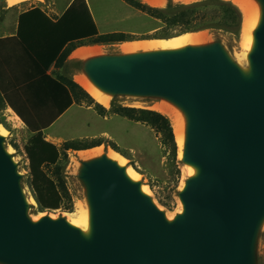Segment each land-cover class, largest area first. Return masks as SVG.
I'll use <instances>...</instances> for the list:
<instances>
[{"label":"water","instance_id":"water-1","mask_svg":"<svg viewBox=\"0 0 264 264\" xmlns=\"http://www.w3.org/2000/svg\"><path fill=\"white\" fill-rule=\"evenodd\" d=\"M255 1L261 16L246 67L220 40L81 58V72L109 95L156 97L182 112V161L197 169L179 192L183 211L169 219L105 151L78 168L88 232L64 216L33 219L23 175L0 134V264H258L264 0Z\"/></svg>","mask_w":264,"mask_h":264},{"label":"rangeland","instance_id":"rangeland-1","mask_svg":"<svg viewBox=\"0 0 264 264\" xmlns=\"http://www.w3.org/2000/svg\"><path fill=\"white\" fill-rule=\"evenodd\" d=\"M56 1L58 6L64 7L72 0H18L14 3H0V20H13L20 11L35 6L50 11ZM139 1L152 7L166 8L170 4H189L200 0H158L155 5L150 4L147 0ZM86 2L101 33L124 31L134 38V40L126 42L86 44L79 47L91 48L92 54L124 53L130 43H136L139 46L152 45L157 44V40L194 34L202 36V42L220 40L237 63L243 67L248 65L245 57L246 49L243 45V21L234 28H202L178 34L179 27L171 26L162 19L147 14L125 0H86ZM245 3L250 14L253 15L252 8L247 2ZM235 4L237 3L235 2ZM71 58L73 59L65 62L63 71L78 82V76L82 73L81 57L72 53ZM162 105L173 106L166 100L156 97L111 96L109 105H103L94 97L93 100L84 99L76 102L67 118H64L50 131L44 132V135L60 148L64 142L75 140L92 146L82 150L85 152L86 150L98 151L100 149H104L106 152L115 151L125 158L128 165L139 174V180L146 185L147 193L159 208L167 214L175 216L180 212L182 206L179 192L189 174L185 171L186 165L182 161L176 141L173 127V120L176 122V119L170 116L168 110L160 111ZM119 107L150 109L163 113L171 122L173 138L166 136L151 124L130 119L117 112ZM18 124L20 125L17 118L0 116V126L6 129V146L13 154L19 165V171L23 175L22 187L30 204L29 216L33 219L45 215L76 219V212L79 209L88 208L86 189L78 178L81 154L75 150H68L67 155H62L58 165L67 184L70 198L64 201L60 209L44 211L39 207L37 201L36 203L33 201L35 197L30 186L29 162L25 152V145L33 133L20 130ZM54 169V166L46 168L51 174ZM257 254L258 264H264V224L259 232Z\"/></svg>","mask_w":264,"mask_h":264},{"label":"trees","instance_id":"trees-1","mask_svg":"<svg viewBox=\"0 0 264 264\" xmlns=\"http://www.w3.org/2000/svg\"><path fill=\"white\" fill-rule=\"evenodd\" d=\"M137 9L162 19L171 26L179 27V33L202 28H234L243 21L240 7L231 0H200L189 4H170L166 8L152 7L139 0H125ZM17 42L31 60L42 78L38 79L41 91L53 104L64 100L53 118H22L33 135L25 145L29 159L30 186L42 210L60 209L70 198L65 179L60 172L59 161L68 150H83L92 146L68 140L62 148L48 140L44 130L54 123L73 103L93 100L84 87L73 78L48 74L55 63L63 67L69 56L78 47L86 44H109L134 40L124 31L101 33L86 0H73L66 11L54 20L41 7H32L19 16ZM124 116L146 122L166 136L173 138L169 118L163 113L142 108L119 107ZM54 166L53 173L46 168Z\"/></svg>","mask_w":264,"mask_h":264},{"label":"crops","instance_id":"crops-1","mask_svg":"<svg viewBox=\"0 0 264 264\" xmlns=\"http://www.w3.org/2000/svg\"><path fill=\"white\" fill-rule=\"evenodd\" d=\"M72 2L73 0L64 7H60L56 1L50 11L41 8L54 20H57ZM24 11L26 10L20 11L13 20H0V116L17 118L20 130L31 133L22 118H53L57 114L58 108L64 104V100L57 101L55 104L48 101L37 81L42 78V75L34 69L31 60L24 57L25 53L17 42L19 16ZM71 57L72 54L68 60L73 59ZM47 73L54 78L60 75L71 78L63 71V67H56L55 63L51 65ZM75 104L76 102L73 101L72 105L57 117L58 119L44 132L50 131L64 118H67ZM27 161L29 162L28 158Z\"/></svg>","mask_w":264,"mask_h":264},{"label":"bare ground","instance_id":"bare-ground-1","mask_svg":"<svg viewBox=\"0 0 264 264\" xmlns=\"http://www.w3.org/2000/svg\"><path fill=\"white\" fill-rule=\"evenodd\" d=\"M18 0H7L9 3H14ZM150 4L155 5L158 0H147ZM234 3L236 2L240 6V10L243 14V28L242 33L244 34V47L246 49L245 57L250 52L254 46V35L253 31L256 29L260 22V7L257 1L255 0H244L249 4V6L252 8L253 15L250 14L247 4L242 0H231ZM157 44L152 45H137L136 43H128L129 45L126 48V52H134L138 50H154V49H177V48H183L190 44H198L203 41L202 36H197L194 34H186L181 37H175L173 39H163V40H157ZM73 53L75 55L85 58L92 54L91 48L88 47H81L77 48ZM78 83H80L84 89L96 100H98L103 105H109L111 100V95L106 93L104 90H102L100 87H98L87 75L80 74L78 76ZM159 107V106H158ZM168 110L170 112V116H173L176 119V122L173 120V127L175 131L176 141L179 146V153L180 156L183 154L184 144H185V119L182 114V112L178 108H174L173 106L169 107L166 105L160 106V111L166 112ZM172 117V119H173ZM0 134L6 135V129L2 126H0ZM86 150H78L77 152L81 154L82 159H90L97 156L102 155L105 150L100 149L98 151H89ZM108 156L115 161H117L120 165L126 166V173L129 178L132 180H139V174L130 166L128 165V161L123 158L121 155L116 153L115 151H108ZM185 171L189 175H194L197 173V169L193 165H186ZM185 182L182 184V188L184 187ZM142 191L148 192L146 185H142ZM33 201L36 203V200L33 199ZM76 211V210H75ZM183 211V206L180 208V212ZM74 213V212H73ZM54 217V216H53ZM167 217L169 219H172L174 216L167 214ZM70 222L82 229L83 232H88L90 230V212L89 209H79L76 212V219L71 220Z\"/></svg>","mask_w":264,"mask_h":264}]
</instances>
